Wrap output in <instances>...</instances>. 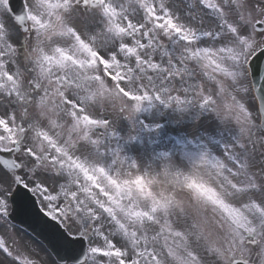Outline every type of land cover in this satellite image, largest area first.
I'll return each instance as SVG.
<instances>
[{
  "label": "snow or ice",
  "instance_id": "snow-or-ice-1",
  "mask_svg": "<svg viewBox=\"0 0 264 264\" xmlns=\"http://www.w3.org/2000/svg\"><path fill=\"white\" fill-rule=\"evenodd\" d=\"M0 264H264V0H0Z\"/></svg>",
  "mask_w": 264,
  "mask_h": 264
},
{
  "label": "rangeland",
  "instance_id": "rangeland-1",
  "mask_svg": "<svg viewBox=\"0 0 264 264\" xmlns=\"http://www.w3.org/2000/svg\"><path fill=\"white\" fill-rule=\"evenodd\" d=\"M187 131L184 127L176 126L171 123H165L164 127L161 129L159 140L161 141V147L167 146L170 140H175L179 136L183 135ZM136 147L138 149L150 150L151 140L149 137L145 136L143 144H137Z\"/></svg>",
  "mask_w": 264,
  "mask_h": 264
}]
</instances>
